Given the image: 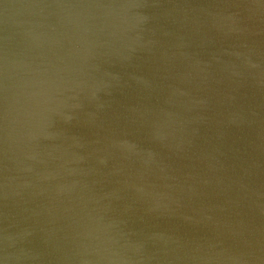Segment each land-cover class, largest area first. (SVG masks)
I'll use <instances>...</instances> for the list:
<instances>
[{
	"label": "water",
	"instance_id": "water-1",
	"mask_svg": "<svg viewBox=\"0 0 264 264\" xmlns=\"http://www.w3.org/2000/svg\"><path fill=\"white\" fill-rule=\"evenodd\" d=\"M0 264H264V0H0Z\"/></svg>",
	"mask_w": 264,
	"mask_h": 264
}]
</instances>
